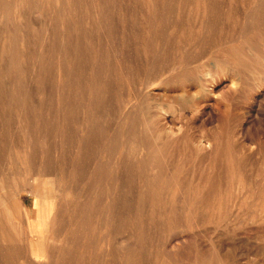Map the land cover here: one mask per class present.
Wrapping results in <instances>:
<instances>
[{
  "label": "rangeland",
  "instance_id": "1",
  "mask_svg": "<svg viewBox=\"0 0 264 264\" xmlns=\"http://www.w3.org/2000/svg\"><path fill=\"white\" fill-rule=\"evenodd\" d=\"M0 264H264V0H0Z\"/></svg>",
  "mask_w": 264,
  "mask_h": 264
},
{
  "label": "bare ground",
  "instance_id": "2",
  "mask_svg": "<svg viewBox=\"0 0 264 264\" xmlns=\"http://www.w3.org/2000/svg\"><path fill=\"white\" fill-rule=\"evenodd\" d=\"M57 54V53H56ZM57 55H59V54H57ZM50 57V56H49ZM62 57V56H61ZM51 58V57H50ZM62 59V58H61ZM52 61H53V59H52ZM55 62V61H54ZM58 63H60V62H58ZM57 75V74H56ZM58 79H59V77H58ZM62 83V82H61ZM63 84V83H62ZM50 213V212H49ZM46 217V216H45Z\"/></svg>",
  "mask_w": 264,
  "mask_h": 264
}]
</instances>
